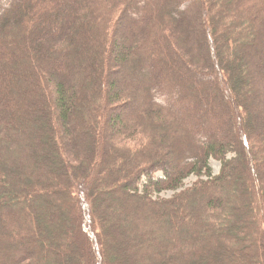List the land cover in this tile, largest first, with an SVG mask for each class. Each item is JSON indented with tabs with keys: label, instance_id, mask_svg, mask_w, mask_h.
I'll return each instance as SVG.
<instances>
[{
	"label": "trees",
	"instance_id": "trees-1",
	"mask_svg": "<svg viewBox=\"0 0 264 264\" xmlns=\"http://www.w3.org/2000/svg\"><path fill=\"white\" fill-rule=\"evenodd\" d=\"M0 264H264V0H0Z\"/></svg>",
	"mask_w": 264,
	"mask_h": 264
},
{
	"label": "rangeland",
	"instance_id": "rangeland-1",
	"mask_svg": "<svg viewBox=\"0 0 264 264\" xmlns=\"http://www.w3.org/2000/svg\"><path fill=\"white\" fill-rule=\"evenodd\" d=\"M210 165L212 166V172L217 173L219 171V163L213 159L210 160ZM196 176L191 175L184 180V187L190 186L195 180ZM173 193V191H164L161 193V196L168 197Z\"/></svg>",
	"mask_w": 264,
	"mask_h": 264
}]
</instances>
